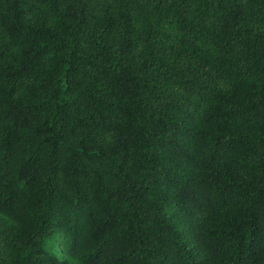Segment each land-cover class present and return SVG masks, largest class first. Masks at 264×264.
Here are the masks:
<instances>
[{
    "label": "trees",
    "instance_id": "1",
    "mask_svg": "<svg viewBox=\"0 0 264 264\" xmlns=\"http://www.w3.org/2000/svg\"><path fill=\"white\" fill-rule=\"evenodd\" d=\"M0 264H264V0H0Z\"/></svg>",
    "mask_w": 264,
    "mask_h": 264
}]
</instances>
